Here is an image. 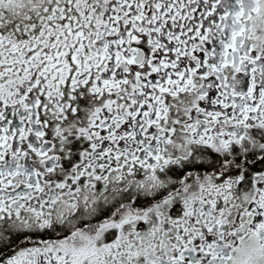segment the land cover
Masks as SVG:
<instances>
[{"label": "snow or ice", "instance_id": "1", "mask_svg": "<svg viewBox=\"0 0 264 264\" xmlns=\"http://www.w3.org/2000/svg\"><path fill=\"white\" fill-rule=\"evenodd\" d=\"M0 264H264V0H0Z\"/></svg>", "mask_w": 264, "mask_h": 264}]
</instances>
